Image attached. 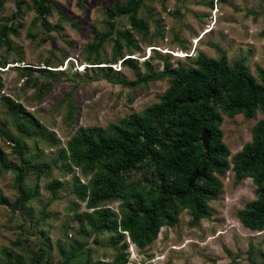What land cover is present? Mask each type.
<instances>
[{"label":"rangeland","instance_id":"374dc122","mask_svg":"<svg viewBox=\"0 0 264 264\" xmlns=\"http://www.w3.org/2000/svg\"><path fill=\"white\" fill-rule=\"evenodd\" d=\"M31 1L23 0L24 14L15 20L23 26L18 34H10L13 49L8 51L5 46L0 49L10 63L4 71L0 70L2 92L22 103L42 123L45 138L24 134L23 141L28 146V154L40 153L37 160H54V167L38 181L34 176L28 177L27 185L37 184L38 192L24 210L14 211L0 204V261L6 262V252L13 251L10 259L22 258L28 263L32 253L43 246L51 254L43 264H58L63 259L59 241L68 251L75 245L74 240L82 243L86 252L92 250L90 255L94 261H112L118 252L124 251L130 262L138 264H249L250 248L262 260L264 231L244 226L238 217V211L256 198V185L251 177L236 181L231 171L222 178L224 185L219 196L209 203L210 216L191 226L192 215L185 209L174 226H164L159 237L142 249L131 243L129 237H126L129 246L122 249V242H112V234L88 232V226L79 217L87 210L86 200L79 192L80 184L75 182V177L84 183L91 174L84 176L80 170L68 172L64 166L68 161L59 158L61 149L66 148L67 141L79 127L107 126L158 101L168 88L170 78L162 77L139 86L124 85L117 79L124 76L132 80L137 75L132 67L120 64L119 56L113 67L115 71L110 74L104 67L89 68L97 66L89 64L85 58L88 43L94 36L92 28L107 30L106 13L114 2L123 0H53L69 19H62L58 10H53L47 17L52 26L49 30L42 24V17ZM16 8L17 0H4L0 4V25L9 21ZM146 11L150 14L151 30L145 38L135 32L140 48L132 51L142 72L147 71L145 61L155 70H161L166 62L172 66L189 63L187 55L195 58L203 52L217 56L216 44L227 52L230 61L244 57L256 76L258 67H264V0H147L141 14L145 15ZM129 27L127 18L119 21V28ZM155 29L161 34L154 37ZM113 44V40L103 44L99 52L102 61L113 57ZM154 44L163 57L153 51ZM123 53L127 55L126 48ZM48 58L54 59L52 63L57 67L52 66L53 69L62 74L59 80H53L50 90L38 98L34 87H22L26 77L12 65L37 67ZM40 75L41 72H35V76ZM70 105L73 107L71 115ZM263 118L260 110L252 118L223 114V139L232 155L252 139L253 126ZM0 126L9 135L18 133L11 124ZM0 150L5 162L16 161L11 141L1 131ZM55 182L59 184L54 190L50 189L48 185ZM18 194L14 174L0 169V197L4 195L14 201ZM121 202L122 199H117L109 206L118 210ZM42 210L47 216L38 226L35 221L41 217ZM81 228L86 230L82 233ZM40 229L46 231L45 236H41Z\"/></svg>","mask_w":264,"mask_h":264},{"label":"trees","instance_id":"16d2710c","mask_svg":"<svg viewBox=\"0 0 264 264\" xmlns=\"http://www.w3.org/2000/svg\"><path fill=\"white\" fill-rule=\"evenodd\" d=\"M146 1L114 2L106 13L107 30L92 28L94 36L88 43L85 58L89 64L97 65L89 68L104 67L110 74L115 71L113 67L119 56L120 64L132 67L137 75L132 80L124 76L118 78L124 85L139 86L162 77H169L170 84L158 101L142 111H133L107 126L79 127L67 141L66 148L61 149L59 158L68 161L64 165L68 172L80 170L84 176L91 174L84 183L75 177L87 207L79 217L88 226V232L110 233L114 244L122 242V249L129 246L126 241L129 237L131 243L142 249L159 237L164 226H174L185 209L192 215L191 226L210 216L209 203L219 196L224 185L222 178L231 171L236 181L251 177L256 185V198L238 211L240 221L252 230L264 231V118L253 126L252 139L233 155L221 129L223 114L228 117L243 114L252 118L258 110L264 113V67H258L256 76L244 57L230 61L227 52L216 44L217 56L200 52L191 58V54L187 55L189 63L172 66L166 62L161 70H155L149 61H145L147 71L142 72L132 51L140 48L135 32L145 38L151 30L150 14L147 11L145 15L141 14L145 11ZM3 2L0 0V4ZM30 4L42 17L47 30L52 27L47 17L53 10H58L62 19H69L53 0H32ZM23 10V0H17V8L9 21L0 25V49L2 46L8 51L13 49L10 34H18L23 26L20 21H15L24 14ZM122 18H127L129 28H119ZM159 34L161 31L155 29L152 36ZM175 37L179 39L178 34ZM108 40L114 42V55L110 61H102L99 52ZM153 47L156 51V44ZM124 48L127 55L123 53ZM156 55L163 57L158 51ZM167 56L166 61L169 54ZM53 60L48 58L37 67L31 64L12 67L26 77L22 87H34L37 97L42 98L50 90L53 80H59L62 74L53 69L57 67ZM103 63L107 66H99ZM6 64L10 63L0 52V70L4 71ZM36 71L41 72L40 77L35 76ZM2 88L0 77V124H11L18 133L9 135L0 126L16 154V161L5 162L0 150V169L14 174L19 194L14 201L1 195L0 204L10 206L14 211L24 210L38 192V185H27L26 180L34 176L38 181L53 169L54 160L39 162L37 156L40 153L28 154L22 136L45 138V130L33 113L2 92ZM71 114L72 105L69 108ZM205 129L211 133L208 147H204L201 140ZM52 140L56 142L54 138ZM196 171H202V174L190 185V178ZM58 184L48 186L54 190ZM117 199L122 202L115 210L109 203ZM46 216L42 210L35 223L39 226ZM40 230L41 236H45L46 231ZM79 230L83 233L86 229ZM74 242L75 245L66 251L59 241L63 259L58 264H138L130 262L124 251L118 252L112 261H94L91 249L86 252L82 243ZM12 254L13 251H7L8 260L0 261V264H43L46 256H51L43 246L32 253L28 263L22 258L10 259ZM261 254L264 256L263 250ZM248 259L249 264H264V257L260 260L253 248H250Z\"/></svg>","mask_w":264,"mask_h":264},{"label":"water","instance_id":"95a60500","mask_svg":"<svg viewBox=\"0 0 264 264\" xmlns=\"http://www.w3.org/2000/svg\"><path fill=\"white\" fill-rule=\"evenodd\" d=\"M158 120V118L156 119V121ZM201 140L204 144V147H208L209 143H210V140H211V133L208 129H205L202 131V134H201ZM202 174V171H196L194 172L193 176L190 178V185H193L194 183V180L200 176Z\"/></svg>","mask_w":264,"mask_h":264}]
</instances>
